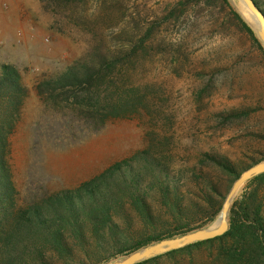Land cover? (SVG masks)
<instances>
[{
  "label": "rangeland",
  "instance_id": "rangeland-1",
  "mask_svg": "<svg viewBox=\"0 0 264 264\" xmlns=\"http://www.w3.org/2000/svg\"><path fill=\"white\" fill-rule=\"evenodd\" d=\"M180 1L0 0V65H13L28 93L10 128L0 106V157L18 207L75 188L145 149L178 178H188L194 193L193 167L225 195L234 182L219 167L202 163L203 152L236 164L264 159V60L221 0L178 4V15L153 30L134 68L116 72L122 77L111 83L112 101L89 107L38 94L40 81L54 79L74 61L90 60L99 45L139 39L149 22ZM229 1L252 28L245 5ZM113 101L119 105L114 109ZM243 107L254 110L227 121L218 117ZM177 188L185 193L184 186ZM6 208L0 205L1 224ZM152 231L160 233L162 225ZM158 264L216 263L201 247L192 256H164Z\"/></svg>",
  "mask_w": 264,
  "mask_h": 264
},
{
  "label": "trees",
  "instance_id": "trees-1",
  "mask_svg": "<svg viewBox=\"0 0 264 264\" xmlns=\"http://www.w3.org/2000/svg\"><path fill=\"white\" fill-rule=\"evenodd\" d=\"M190 1L214 0L171 4L168 14H160L156 21L149 22L139 39L136 35L131 38L123 35L127 40L116 47L99 45L91 49L90 60L74 61L54 79L40 81L36 85L38 94L51 98L63 95L79 104L89 103V107H99L101 100L112 101L116 90L111 89V83L122 77H115L116 72L133 69L139 52L148 48L153 30H159L178 15V4L184 7ZM221 1L264 60V46L257 34L229 0ZM253 1L264 13V0ZM27 94L18 70L13 65L1 64L0 106L9 128L14 118L19 117ZM117 106L118 102L110 104L112 109ZM253 110L243 107L218 117L227 121L249 116ZM262 159L236 164L225 155L206 151L200 161L219 167L232 183L246 167ZM138 163H142V170L137 169ZM6 169V162L0 157V205L7 203L5 222L0 221V264L109 263L162 239L209 225L221 211L226 196L215 180L204 174L203 169H199L202 173L197 172L196 167H193L196 180L191 181L196 182L197 190L192 192L188 178H178L146 149L111 164L75 188L53 192L19 207ZM179 184L189 196L179 194ZM186 196L189 204L185 202ZM154 203L157 205L153 206ZM158 225H162V231L153 232ZM201 247L216 264H264V173L249 180L235 197L229 211V227L223 235L136 264H158L164 256H192Z\"/></svg>",
  "mask_w": 264,
  "mask_h": 264
},
{
  "label": "water",
  "instance_id": "water-1",
  "mask_svg": "<svg viewBox=\"0 0 264 264\" xmlns=\"http://www.w3.org/2000/svg\"><path fill=\"white\" fill-rule=\"evenodd\" d=\"M240 1L247 8L248 14L251 12L255 16L256 26H252V28L264 46V13L253 0ZM262 173H264V159L252 164L241 172L228 190L222 203L221 211L212 225L179 236L162 239L107 264H136L169 251L183 248L192 243L223 235L229 227V211L238 192L249 180Z\"/></svg>",
  "mask_w": 264,
  "mask_h": 264
},
{
  "label": "bare ground",
  "instance_id": "bare-ground-1",
  "mask_svg": "<svg viewBox=\"0 0 264 264\" xmlns=\"http://www.w3.org/2000/svg\"><path fill=\"white\" fill-rule=\"evenodd\" d=\"M247 18H248L249 22L251 23V25L253 27H255L256 26L255 25V16L251 12H249V15H247Z\"/></svg>",
  "mask_w": 264,
  "mask_h": 264
}]
</instances>
